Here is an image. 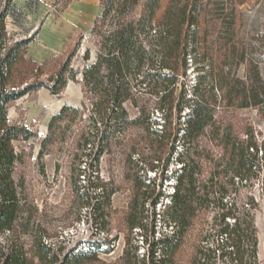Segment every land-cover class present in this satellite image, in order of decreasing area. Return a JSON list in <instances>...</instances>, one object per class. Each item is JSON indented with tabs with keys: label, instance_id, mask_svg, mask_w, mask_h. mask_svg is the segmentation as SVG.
<instances>
[{
	"label": "rangeland",
	"instance_id": "rangeland-1",
	"mask_svg": "<svg viewBox=\"0 0 264 264\" xmlns=\"http://www.w3.org/2000/svg\"><path fill=\"white\" fill-rule=\"evenodd\" d=\"M77 1L13 0L7 4L0 0V11L7 6L9 12L7 46L33 36L7 88L19 91L27 84L50 82L61 70L68 77L59 94L42 87L6 105L10 125L24 126L34 135L25 140L24 131L18 130L19 139L13 141L22 155L14 170L21 215L13 231L0 230V243L29 248L33 241H43L54 247L61 261L67 256L68 264H152L153 243L179 231L163 219L172 200L169 193L174 190L176 170L180 172L183 165L178 153L188 141L178 128L184 125L189 108L184 106L180 113L177 105L183 96L185 101L194 97L195 85L202 81V87L208 86L207 100L216 103V110L214 121L181 155L187 163L193 159L196 164L197 188L185 202L188 226L177 243L158 249L156 257H166L165 264H264V154L261 146L258 154L250 146L251 136L259 144L264 139V117L255 107L240 106L237 96L243 93L241 80L250 84L255 66L264 78V0H244L237 6L232 29L222 33L212 5L198 23L191 18L183 26L184 53L175 87L168 80L174 72L162 67L160 54L144 56L139 65L134 62L125 78L131 96L124 102L127 115L122 117L114 115V96L102 102L104 88L110 87L113 94L120 90V78L115 76L108 85L106 77L105 87L83 81L84 67L99 55L102 37L93 27L103 7L96 1L100 14L86 9L68 27ZM186 2L190 18L195 13L193 0H159L152 32L163 28L166 7ZM131 4L128 0L126 9ZM144 5L145 0H138L133 15L127 13L125 19L136 21L144 14ZM116 21L113 11L101 31H110ZM87 49L90 59L85 58ZM73 71L77 72L74 79L70 78ZM218 79L234 85L236 91L225 92L234 105L223 99ZM3 87L1 77L0 93ZM65 104L79 106V111H67L49 128L51 118ZM167 105L173 108L164 112L160 107ZM164 115L171 125L167 139L161 141ZM176 134L178 141H172ZM173 142L176 150L170 154ZM97 175L104 184L100 188L89 182L97 181ZM164 175L171 177L166 180ZM232 203L233 214L226 221H240L234 248L223 242L222 213Z\"/></svg>",
	"mask_w": 264,
	"mask_h": 264
},
{
	"label": "trees",
	"instance_id": "trees-1",
	"mask_svg": "<svg viewBox=\"0 0 264 264\" xmlns=\"http://www.w3.org/2000/svg\"><path fill=\"white\" fill-rule=\"evenodd\" d=\"M13 0H7V4ZM128 0H100L101 6L103 7V12L98 16L96 23L93 27V31L98 33L102 39L100 41L99 55L95 62L86 65L83 69V81L86 85L92 84L95 87H105L103 84L106 77L110 79L109 84H113L115 76L121 79L120 84L117 88H120L115 94L111 93L109 90L104 88V99L102 102H106L108 97H113V112L117 117H122L127 115V109L124 102L130 98L131 93L128 90L129 84L125 78L131 73V66L134 62L137 65L143 61L144 56L153 54H160L162 57V67L171 69L174 73L169 76L170 83L175 84L178 79V63L179 58L184 53V48L182 47V32L183 26L186 23H198V17L208 8L212 10L218 28L219 33L224 32L226 29H232L235 20L237 19V6L244 3V0H223L222 2L215 1L213 4L209 0H193L194 9L190 18L188 17V7L189 2L183 3L181 5L174 4L166 7L164 12V21L162 23L163 28L154 29L153 18L156 16L157 9L159 6V0H145L144 14L140 16L136 21L135 18L127 21L125 19L126 14L130 13L133 15L134 10L132 8L136 7L138 0H131V8L126 9ZM15 6L17 7V3ZM8 7L6 6L2 11H0V78L3 80V90L0 93V230L13 231L14 226L21 215V205L19 200L17 183L15 182L14 170L18 161L22 158L13 145V141L19 139L18 130H23L24 135H21L25 140L29 139L34 135L33 131L28 130L24 126L10 125L7 116V103L20 98L30 91L39 90L42 87L48 88L52 94H59L66 86L68 82V77H66L63 70L58 74L50 78V82L40 81L37 83L27 84V87L23 89H8V81L10 80L14 67L17 63L24 60L29 43L33 40V36L17 40L15 43H11V46H7V30L5 25V19L8 16ZM131 9V11H130ZM175 12L176 16H172L170 11ZM209 10V9H208ZM114 11L115 17L117 18L116 26L108 32L101 31V26L106 22L107 18ZM123 21V22H122ZM5 48V53H2V49ZM144 57V58H143ZM85 58L90 59V50L87 49L85 53ZM243 61V57L239 58ZM176 61L177 65H173ZM34 63V61H32ZM36 64V63H34ZM104 69H107V73L104 74ZM77 74L73 71L71 74L72 79L75 78ZM224 74V73H223ZM229 76L230 73H227ZM226 76V75H225ZM250 84L246 81L241 80L242 83V95H237L240 98V106L247 107L252 106L258 109L260 114L264 117V78L261 75L257 66H255L254 72L250 75ZM217 80V78H216ZM219 87L224 92V98L229 103V105H234L236 103L233 98L227 97L225 92H234V85L228 82L222 83L221 79H218ZM126 88H123V87ZM208 86L202 87V81L197 82L194 90V97H190L187 101L182 97L180 105L177 108L181 113L184 106H188L189 111L185 116L184 125H180L178 132L181 130L182 135H185L188 141L185 145H182L184 150L182 153H178L180 157L179 161L183 163L181 171L176 170V182L173 183V192L171 194V201L169 205H166V214L163 219L165 223L171 224L172 228L178 227V233L175 231L172 235L166 233L163 239L153 243V247L150 252L152 258V264H165L166 257H156L158 249H168V246L172 243L178 242V236L183 235L188 226V215L186 212V199L189 195L193 194L197 188V181L195 179L196 164L194 160L191 163L184 161L181 155L184 151H187L191 146L194 145V140L200 133H203L207 126L214 121L216 103L210 102L206 96V90ZM107 90L109 93H107ZM173 90V88H172ZM205 91V92H204ZM236 94V92H235ZM166 95L162 96L165 97ZM112 99V98H110ZM109 101V98H108ZM190 101V102H189ZM189 102V103H188ZM98 104L96 103V106ZM79 106L65 104L61 110L56 113L49 122V128H52L54 123L64 114L69 111H79ZM111 108V107H109ZM164 112L172 110V105H167V107H160ZM116 117V118H117ZM164 121L162 124V132L160 134V140L164 141L168 137V127L171 122L168 120V115L163 116ZM181 118V115H180ZM249 136V135H248ZM251 136L250 146L252 151L256 154L259 153V147L263 148L264 154V139L259 144L256 140L253 141ZM48 140V137L44 139V142ZM172 141H178V135L176 134ZM225 145L228 141H224ZM176 150L175 142L172 143L170 148L171 153ZM160 154L159 158L161 159ZM170 158V156H169ZM170 175L164 179H168ZM98 175L95 177L97 180ZM92 181V187L100 188L104 184L100 182ZM102 181V180H100ZM22 184V182H20ZM164 183H160L162 187ZM205 187H203L204 189ZM207 194V193H206ZM163 195V193H161ZM225 195V194H224ZM221 196V200L223 196ZM208 201L209 197L205 196ZM204 200V199H203ZM156 202V201H155ZM235 207L233 203L231 207H228L226 211L222 213L223 220L226 223V227L223 229L225 237L223 242L225 245L236 246V236L240 237V221L235 218L234 223L226 221L227 217H230L232 209ZM166 224V225H168ZM230 225H232L230 227ZM135 224H132V227ZM239 248V247H237ZM160 250V251H161ZM61 261L59 253L54 249V247L49 243H44L43 241H33L31 247L26 248L25 246H18L17 244L8 243L3 245L0 243V264H68Z\"/></svg>",
	"mask_w": 264,
	"mask_h": 264
},
{
	"label": "crops",
	"instance_id": "crops-1",
	"mask_svg": "<svg viewBox=\"0 0 264 264\" xmlns=\"http://www.w3.org/2000/svg\"><path fill=\"white\" fill-rule=\"evenodd\" d=\"M96 1L98 0H80L75 3V7H73V10H71L70 14V20L68 23V27L72 26V23L75 22V20H78L80 17V14L85 12L86 9L94 11L95 14H100L101 10L100 7H96ZM92 14V13H91ZM67 17V16H66ZM69 17V16H68Z\"/></svg>",
	"mask_w": 264,
	"mask_h": 264
}]
</instances>
